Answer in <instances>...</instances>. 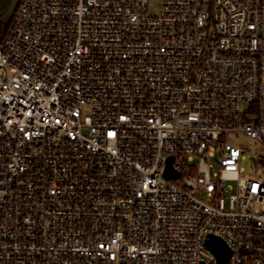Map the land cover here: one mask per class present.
Listing matches in <instances>:
<instances>
[{
	"label": "built area",
	"instance_id": "1",
	"mask_svg": "<svg viewBox=\"0 0 264 264\" xmlns=\"http://www.w3.org/2000/svg\"><path fill=\"white\" fill-rule=\"evenodd\" d=\"M11 19L0 264H216L211 235L264 264V0H19Z\"/></svg>",
	"mask_w": 264,
	"mask_h": 264
},
{
	"label": "water",
	"instance_id": "2",
	"mask_svg": "<svg viewBox=\"0 0 264 264\" xmlns=\"http://www.w3.org/2000/svg\"><path fill=\"white\" fill-rule=\"evenodd\" d=\"M19 3V0H12L11 5L7 9V11L2 15L0 19V23L5 21L8 23L10 22V19L12 18L17 5ZM172 159L169 161V165L166 170V177L167 178H172L175 177L177 178L178 175L173 173L170 169V164L172 163ZM205 247L212 252L217 259L216 264H229V259L232 254L231 249L229 246L219 237L211 235L208 237V239L205 241Z\"/></svg>",
	"mask_w": 264,
	"mask_h": 264
},
{
	"label": "rangeland",
	"instance_id": "3",
	"mask_svg": "<svg viewBox=\"0 0 264 264\" xmlns=\"http://www.w3.org/2000/svg\"><path fill=\"white\" fill-rule=\"evenodd\" d=\"M154 6H155V3H154ZM11 20L12 19H10V22H11ZM237 144L242 148L255 149L254 142L245 136H240L237 139ZM252 158L253 157L251 155H247L245 158V161H243V163H242V166L246 172H250L251 164H252Z\"/></svg>",
	"mask_w": 264,
	"mask_h": 264
},
{
	"label": "trees",
	"instance_id": "4",
	"mask_svg": "<svg viewBox=\"0 0 264 264\" xmlns=\"http://www.w3.org/2000/svg\"><path fill=\"white\" fill-rule=\"evenodd\" d=\"M12 0H0V17L7 11Z\"/></svg>",
	"mask_w": 264,
	"mask_h": 264
},
{
	"label": "flooded vegetation",
	"instance_id": "5",
	"mask_svg": "<svg viewBox=\"0 0 264 264\" xmlns=\"http://www.w3.org/2000/svg\"><path fill=\"white\" fill-rule=\"evenodd\" d=\"M0 19H1V17H0ZM6 28H7V22L5 20V21L0 23V33L2 34Z\"/></svg>",
	"mask_w": 264,
	"mask_h": 264
}]
</instances>
